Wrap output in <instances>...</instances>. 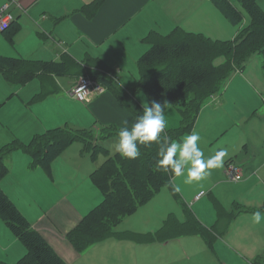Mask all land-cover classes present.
Listing matches in <instances>:
<instances>
[{
  "label": "crops",
  "instance_id": "1",
  "mask_svg": "<svg viewBox=\"0 0 264 264\" xmlns=\"http://www.w3.org/2000/svg\"><path fill=\"white\" fill-rule=\"evenodd\" d=\"M52 1L0 0V9L5 3H10L8 11L14 17L13 19L19 22L21 26L22 22L32 23L47 42L45 54L40 55V57L26 58L20 52L13 57L22 56L25 59L43 62H60L65 58L69 59V57L72 59L69 68L62 73L70 77L69 84L63 94H59L62 88L60 87L62 82H60L59 75L62 74L42 73L25 83V85L29 82V84H35L29 91L32 98L27 101L29 103L26 102L27 106L31 107L32 112L30 111V113L33 118L32 121L25 124L24 136L21 132L16 134L14 131L12 132V138L8 140L9 142L17 140L20 143H27L30 137L43 134L50 128L65 124H70L75 128H93L100 132L104 127L109 126L120 129L124 126V121L127 120L128 126L131 127L137 118L128 106L118 98L113 89L105 87V91L91 101L80 102L71 93L73 86L81 76L85 75H100L103 79L106 78L105 76H116L118 82L116 80L115 82L124 90L129 91L131 87L123 84L120 74L123 76L129 72L140 74L138 61L141 55L148 50V44L150 46L147 37L151 32L168 34L177 25L187 31H195L201 23V12L196 10L193 0H104L94 13L83 8L93 0H59L57 5ZM176 2H178V5H176ZM193 6L196 9H191ZM0 54L7 55L1 52ZM244 70L235 72H243ZM13 83L15 84V82ZM54 88H57V91L51 93ZM45 92L48 94L41 97ZM220 92L221 90L202 105V107L205 105V110L208 112H212L213 108H223L220 114L214 116L224 119L223 124L219 121L215 122L210 135L205 139V145L210 143L211 146L203 153L207 158L215 155L219 150H226V155L223 157L225 164L232 159L242 169L243 179L235 184L225 181L223 165L212 170V174L222 172V175L212 179L215 185L230 184L237 187V193H232L235 199L229 204L213 194L210 198L213 209L210 210L207 201L203 200L206 195L196 199V196L200 193L199 188L194 190L193 194H189V187L186 184L182 186L179 184V187L186 199H191L194 196L192 203L195 217L204 227L214 231L215 238L211 246L201 237L210 249H215L216 246L219 253L222 250L228 251L237 255L241 260H247L249 264H255L258 255H261V262L259 263L261 264L264 261V224H254L252 214L256 211L264 213V99H255L253 97L254 92H251V96L245 97L243 92L239 91L238 88H234L232 95H236V108L231 114H227L224 109L226 101L222 99ZM1 100L2 98H0V102ZM261 103V111L257 113ZM255 115L260 116V120L252 123ZM250 124L252 129H249ZM233 128H235V133H228ZM26 135L29 137L28 139ZM106 138L100 139L99 143L102 144ZM9 142L4 143L0 148ZM75 142L82 144L81 141ZM20 151L21 149L16 150L10 155L7 162L10 168L9 172L13 154ZM51 166L46 170L50 171ZM94 167L96 166L91 163V173L95 170ZM91 173L84 171L79 174L77 184L84 181H90L91 184H94ZM5 178L2 177L0 180L1 187L32 222L31 212L25 211V205H19L6 190L7 179ZM51 178L43 177V181L50 182L52 180L53 182L54 177ZM212 178H214V175ZM213 182L208 187L211 188ZM219 186L215 187V190ZM84 188L87 191L89 190V187ZM81 193L84 194L85 190ZM209 193L210 195L214 193L212 188ZM99 197L100 200H103V194ZM184 203L188 205L187 200ZM239 210H244V212L230 220L232 213ZM85 215L87 214L80 216L78 222ZM185 221L186 216L183 222ZM32 224L46 238L45 234L33 222ZM133 226L134 224H128L122 228L121 232L116 231V234L138 233L131 230ZM74 228L75 226L69 232ZM174 228L176 229L177 225H174ZM153 230L152 232L158 231ZM14 238L17 237L0 217V264H14L9 262L11 261L9 254L7 256V251L15 242ZM47 241L51 244L48 239ZM148 247L149 245H146L144 248L147 249ZM26 252L27 249L19 256L17 261ZM57 253L64 258L58 251ZM224 261L228 264L227 260ZM72 263L74 261L67 264ZM105 264H111V261H106Z\"/></svg>",
  "mask_w": 264,
  "mask_h": 264
},
{
  "label": "rangeland",
  "instance_id": "2",
  "mask_svg": "<svg viewBox=\"0 0 264 264\" xmlns=\"http://www.w3.org/2000/svg\"><path fill=\"white\" fill-rule=\"evenodd\" d=\"M58 1L53 0L52 3L57 5ZM230 1L244 15V18L238 23L233 22L226 16L212 0H193L197 9L195 6L191 9L195 8L201 12V23L192 32H202L205 36L213 39H236L239 31L247 27L252 18L239 0ZM258 2L264 10V0H258ZM176 5H178V2H176ZM150 46L148 44V49ZM46 48L47 42L43 35L30 22H22V26L14 34V41H10L7 33L0 30L1 53L15 56L20 52L24 57L33 59L45 54ZM244 69L243 72H234L230 79L226 80L219 93L222 95V99L226 101L224 109L227 114H231L236 108V95H232L234 88H238L239 91L243 92L245 97L251 96V92H254L253 97L255 99H264V50L252 54ZM120 76L124 85L131 87V90L137 89L138 78H140L138 72H129L124 76L120 74ZM59 79L62 82L59 94H63L69 84L70 77L67 74H62L59 75ZM29 83L26 85L14 84L6 80L4 74L0 72V98H2L0 102V146L9 142L8 140L12 138V132L14 131L16 134L21 132L24 136L25 124L32 121L31 107H28L26 102L32 98L29 91L35 84ZM136 98L142 106L144 101H147L150 106L153 100L144 91L137 93ZM154 100L161 104H164L165 101L168 103L166 129L178 128L181 125V110L185 105L184 101L173 104L164 96H159ZM261 107L262 103L257 113L261 111ZM222 110L223 108H213L212 112H208L205 110L204 105L197 118L192 132L195 131L200 135L201 139L198 143L203 152L211 146L210 143L205 145V139L210 135L215 122L224 123V119L214 116L220 114ZM259 117L255 115L252 123L258 122ZM234 129L228 133H235ZM249 129H252L251 124ZM116 132H119L118 128L109 127L106 130L102 129L100 132L96 130L93 137H91V134H84L89 142L90 149L91 140L94 143L95 140L107 138L100 144L101 147L95 154H92L91 150L84 149L80 142H73L53 161L50 171L41 166H33L31 156L25 150L15 152L10 162L11 170L4 176L7 179L5 188L11 198L19 205H25V211L31 212L34 225L45 234L55 249L64 256L63 259L66 263L74 261L72 264H105L106 261H111V264H226L224 260H227L228 264H249L247 260H241L237 255L228 251L220 250L222 253H219L216 246L215 249H210L201 236L196 233L184 232L188 229L178 223H184L185 212L183 206L186 200L193 213L192 199L194 196L191 199H186L181 190L178 197H176L175 192L172 190L173 187L170 186V188L169 185H163L142 207L124 218L115 230L121 232L126 225L134 224L131 230L141 235H147L153 229H161L170 214L175 217V221L171 223L172 226L177 225L176 229L169 227V232L165 231L163 233L159 229L161 233L159 239L153 241H146L143 236L132 238L128 237L127 234L122 237L114 234L104 240L90 244L83 251H78L68 232L72 227L77 226L80 216L88 214L102 201L99 197L102 195L101 189L95 184H91L90 181L77 184L78 176L84 171L90 174L92 170L91 163L96 166L94 167L96 169L108 157H115L118 154L115 150V144L118 142V133ZM188 134L190 133L175 141H182ZM26 138L29 137L26 135ZM32 139L33 137H30L27 143ZM224 170L225 161H223V177L225 181L235 184L237 181L230 179ZM50 174L54 177V181L44 182L43 177L50 179L52 177ZM213 175L214 178H212ZM220 175H222V172L212 174L211 170V175L203 181L186 184L189 187L188 193L193 194L194 190L198 188L199 192L205 191L206 196L203 197V200L207 201L210 210L213 209L210 200L213 194L230 204L235 199L232 193L236 192L237 187L230 184H218L220 186L215 190L218 185H215L212 179ZM184 179L183 176L175 177L172 181L174 187L177 183L181 186L185 184ZM211 182H213L211 188L214 193L210 195L209 190L211 188L208 185ZM84 187H89V190L87 191ZM83 190H85L84 194L81 193ZM14 239L15 242L7 251V256L9 254L11 259L10 263L18 262L19 256L27 249L20 239ZM146 245H149L147 249L144 248ZM261 264H264V261Z\"/></svg>",
  "mask_w": 264,
  "mask_h": 264
},
{
  "label": "trees",
  "instance_id": "3",
  "mask_svg": "<svg viewBox=\"0 0 264 264\" xmlns=\"http://www.w3.org/2000/svg\"><path fill=\"white\" fill-rule=\"evenodd\" d=\"M103 2L104 0H93L83 8L94 13ZM212 2L233 22L238 23L244 18L242 11L230 0H212ZM239 2L249 12L252 21L239 31L236 39H213L201 32L187 31L179 25L168 34L153 31L147 37L151 46L138 61L140 78L136 90H124L115 82L118 80L116 76H105V79L100 75L93 77H97L105 87L113 89L136 118L143 113V106L136 98L137 93L141 91L146 92L153 100L164 96L173 104L184 101L181 125L178 128L166 129L163 134L170 140L182 139L185 134L192 132L203 103L221 90L233 72L243 70L247 59L253 53L264 50V10L258 0H239ZM20 27L21 24L13 19L2 31L7 33L10 41H14V34ZM71 60L69 57L60 62H43L25 59L22 56L0 54V71L7 80L25 84L42 73L66 72ZM55 91L57 88L51 93ZM47 94L45 92L41 97ZM109 127H104L103 130ZM84 134H91L93 137L96 130L75 128L65 124L35 135L29 143L14 140L5 144L0 148V180L9 172L7 162L10 155L19 149L25 150L31 156L33 166H41L45 169L50 167L61 152L75 141H81L84 149L91 150L92 154L97 153L101 147L99 140H95L94 143L91 140L90 149ZM167 146L163 139L160 145L157 143L150 146L139 145L138 158H125L118 153L115 157H108L91 173L93 183L102 191L103 200L68 233L78 251H83L90 244L116 234L115 228L118 224L143 206L163 185L174 188L171 171L164 172L157 169L159 147L166 149ZM174 195L178 197L177 192ZM183 207L186 221L178 224L188 229L184 232L196 233L210 246L213 245L214 231L204 227L186 203ZM243 212L244 210H239L232 213L230 220ZM0 217L27 248L26 254L14 264H67L10 199L1 184ZM174 218L173 214L169 215L160 229L161 233L169 232V227L174 226L171 223L175 221ZM160 230L147 235L131 232L128 237L143 236L144 240L153 241L159 239ZM124 235L126 233H120L121 237ZM260 262L261 255H258L255 264Z\"/></svg>",
  "mask_w": 264,
  "mask_h": 264
},
{
  "label": "clouds",
  "instance_id": "4",
  "mask_svg": "<svg viewBox=\"0 0 264 264\" xmlns=\"http://www.w3.org/2000/svg\"><path fill=\"white\" fill-rule=\"evenodd\" d=\"M168 103L164 104L152 100L151 105L147 101L143 103V113L136 121L124 126L118 132V142L115 150L122 157L136 159L140 156L139 145L150 146L153 143H167V148L159 147L157 169L164 172L171 171L173 177H185V184L203 181L211 175V170L222 167L226 150H219L215 155L205 158L199 146L200 135L193 131L184 137L182 141L170 140L163 135L167 128L166 111ZM174 192H181L179 185L173 188ZM252 221L256 225L264 224V213L256 211L252 214Z\"/></svg>",
  "mask_w": 264,
  "mask_h": 264
},
{
  "label": "built area",
  "instance_id": "5",
  "mask_svg": "<svg viewBox=\"0 0 264 264\" xmlns=\"http://www.w3.org/2000/svg\"><path fill=\"white\" fill-rule=\"evenodd\" d=\"M10 3H5L0 9V30L6 29L13 21L12 14L8 11ZM105 91V86L99 79L91 75L81 76L76 84L72 88L73 97L80 102H89L99 94ZM227 175L234 181H240L243 179L242 169L235 163L234 160H229L225 164ZM206 195L205 191H201L196 199H199Z\"/></svg>",
  "mask_w": 264,
  "mask_h": 264
}]
</instances>
